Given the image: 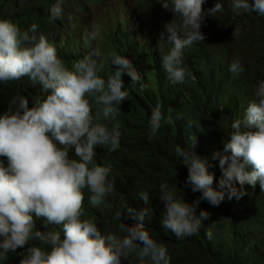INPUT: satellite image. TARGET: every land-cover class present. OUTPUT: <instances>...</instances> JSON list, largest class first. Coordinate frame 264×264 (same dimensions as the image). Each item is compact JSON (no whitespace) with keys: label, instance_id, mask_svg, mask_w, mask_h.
Listing matches in <instances>:
<instances>
[{"label":"clouds","instance_id":"clouds-1","mask_svg":"<svg viewBox=\"0 0 264 264\" xmlns=\"http://www.w3.org/2000/svg\"><path fill=\"white\" fill-rule=\"evenodd\" d=\"M138 1L104 0L91 9V15L96 16L91 22L98 20L103 28L108 19L105 14H111L109 17L116 16L111 17L112 21L128 22L140 31V39L155 43L162 51L168 45L162 52V67L173 83L194 79L183 64L191 45L219 48L227 43L221 33L201 31L206 15L223 11L227 4L237 14L253 13L264 18V0H158L163 14L159 24L141 14L136 7ZM63 4L64 0H55L50 8L53 17L62 15ZM35 33V24L22 32L0 18V82L27 76L46 94L32 108L24 96L15 97L0 115V156L8 160L7 168L0 164V255L6 256L24 248L31 239H38L40 246L27 247L28 254L20 264H121L122 259L131 256L149 258L151 264H171L167 248L145 228L146 208L128 209L137 223H119V230L126 233L123 238L113 232L102 233L94 220L82 218L84 189L92 205H99L115 192L114 180L109 179L110 167L95 163L96 148L117 151L122 133L119 124L109 130L100 118H116L129 95L124 81L136 84L141 79L139 70L127 56L110 53L106 57L100 48L93 49L74 65V70H69L48 39ZM98 35L99 30H93L90 39ZM109 60L115 70L109 71L105 79L99 73ZM230 71H242L239 61L230 66ZM255 96L241 119L231 124L233 131L219 161L224 169L219 189L213 187L214 175L208 171L207 156L195 151L197 136L191 138L187 148L176 149L188 166L185 186L201 192V199L214 206L225 199L226 193L229 199L243 195L233 181L252 187L259 183L264 191V81L259 83ZM93 106L98 109L95 119ZM161 120L157 106L151 114L150 137L156 135ZM138 198L146 205L149 194L141 191ZM160 199L165 206L162 225L177 239L196 234L208 216L205 210L197 214L200 199L187 203L166 182L160 185ZM116 219L120 221V214ZM34 221L43 230V225L61 226L63 236L59 231H33Z\"/></svg>","mask_w":264,"mask_h":264},{"label":"trees","instance_id":"trees-1","mask_svg":"<svg viewBox=\"0 0 264 264\" xmlns=\"http://www.w3.org/2000/svg\"><path fill=\"white\" fill-rule=\"evenodd\" d=\"M103 1L64 0L62 15L53 17L50 8L55 0H20L19 3L18 0H0V18L9 20L22 32L35 24L37 37L43 34L48 39L69 70H74V65L93 49L100 48L106 57L115 53L134 59L136 62L129 60L142 71L136 84L124 81L129 95L121 103L116 118H100L109 130L119 124L122 133L117 151L109 152L102 146L96 148L95 163L110 167L109 179L114 180L115 192L99 205H92L88 201V190L84 189L82 218L94 220L102 233L113 232L123 238L126 233L119 230V223L129 226L137 223L128 209L146 208L145 228L167 248L171 264H264V191L259 183L252 187L233 181L243 195L229 199L226 193L225 199L214 206L201 199V192H192L190 186H185L188 166L176 153L178 147L187 148L191 138L197 136L195 151L207 156L208 171L214 175L213 187L219 189L224 175L219 161L225 155L224 143L233 131L231 124L241 119L244 109L256 99L259 83L264 81V18L253 13L237 14L227 4L222 7L223 11L206 15L201 31L221 33L227 43L219 48L191 45L183 64L194 79L173 83L162 67V52L168 45L162 51L155 43L140 39L137 34L140 31L136 32L128 22L112 21L111 17L116 16L109 17L111 14H105L108 19L103 28L98 20L91 22V9ZM136 7L142 15L151 16L161 24L162 6L158 0H139ZM60 18L64 22L59 23ZM176 21L179 23L180 18ZM97 29L99 35L90 39V33ZM153 41L159 44V40ZM236 61L242 71L233 73L230 66ZM114 70L109 60L99 74L107 79V73ZM163 78L167 80L166 88L163 82L159 83ZM41 87L27 76L0 82V115L8 110L10 101L20 95L27 99L29 108L37 106L46 95ZM157 106L162 112L161 126L156 135L150 137L151 114ZM97 111L93 106L94 119ZM70 156L76 158L71 152ZM0 164L7 168V158L0 156ZM165 182L187 203L200 199L197 214L205 210L208 216L196 234L177 239L163 227L165 206L160 199V185ZM141 191L149 194L146 205L138 198ZM117 214L120 221L116 219ZM42 227L48 231L34 221L33 231H59L63 236L61 226ZM31 246H40V241L31 239L24 248L0 255V264H20L28 254L27 247ZM121 264H151V261L131 256L122 259Z\"/></svg>","mask_w":264,"mask_h":264},{"label":"bare ground","instance_id":"bare-ground-1","mask_svg":"<svg viewBox=\"0 0 264 264\" xmlns=\"http://www.w3.org/2000/svg\"><path fill=\"white\" fill-rule=\"evenodd\" d=\"M19 2H20V0H18V3H19ZM62 22H64V20H63V18H60V19H59V23H62ZM80 28H81V27H80ZM140 35H141V34H140ZM129 59H131V61H133V62H136V61H134V59H132V58H129ZM136 70L138 71V69H136ZM141 72H142V71H140V73H141ZM140 73H139V74H140ZM163 79H164V78H163ZM157 80H158V79H157ZM164 81H166V83H165ZM160 82H161V83L163 82V84L165 85V87H163V88H166V87L168 86V84H167V80L164 79L163 81H162V80L159 81V83H160ZM143 86H144V84H143Z\"/></svg>","mask_w":264,"mask_h":264},{"label":"rangeland","instance_id":"rangeland-1","mask_svg":"<svg viewBox=\"0 0 264 264\" xmlns=\"http://www.w3.org/2000/svg\"><path fill=\"white\" fill-rule=\"evenodd\" d=\"M96 16L95 15H91V20L95 19Z\"/></svg>","mask_w":264,"mask_h":264}]
</instances>
